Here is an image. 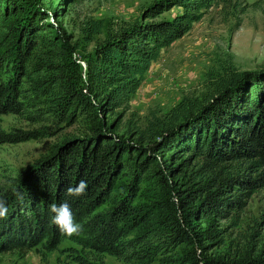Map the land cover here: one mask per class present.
<instances>
[{"label": "trees", "instance_id": "1", "mask_svg": "<svg viewBox=\"0 0 264 264\" xmlns=\"http://www.w3.org/2000/svg\"><path fill=\"white\" fill-rule=\"evenodd\" d=\"M211 2L152 0L140 19L106 29L97 40L103 20L89 18L82 36L94 43L79 57L81 64L71 57L75 45L42 27L36 10L22 19L26 0H0V37H9L2 27L17 19L16 53L28 80L21 94L18 84L0 79V113L83 126L0 189L8 206L7 219L0 221V251L43 239L45 248H54L68 236L52 223L49 205L67 202L83 225L68 238L97 253L136 264H264L260 253H207L223 241L216 220L236 225L247 197L264 186V67L238 70L225 53L206 70L198 97L183 96L142 128L133 123L126 136L112 135L159 50ZM172 5L180 11L153 19ZM41 132L0 129V143L47 133ZM81 179L86 194L67 195Z\"/></svg>", "mask_w": 264, "mask_h": 264}, {"label": "rangeland", "instance_id": "2", "mask_svg": "<svg viewBox=\"0 0 264 264\" xmlns=\"http://www.w3.org/2000/svg\"><path fill=\"white\" fill-rule=\"evenodd\" d=\"M150 1L26 0L22 19L27 20L28 10H36L44 23L42 27H46L50 34H57L70 46L75 45L71 57L82 64L79 57L94 43L82 36L87 19L103 20V30L94 36L95 40L101 39L104 30H116L140 19L141 9ZM179 11L180 6L172 5L153 19L170 18ZM15 20L18 22L12 20L10 27H2L10 34L9 37H0V79L18 84L22 94L28 80L22 75L23 63L16 53ZM225 53L230 55L238 70L264 67V0H213L181 36L159 50L157 58L149 64L129 97L128 108L112 135L126 136L133 123L142 128L153 116L162 117L183 96L198 97L204 91L206 70L215 67ZM0 129L47 132L34 138L0 143V189L5 190L13 185L24 168L46 155L62 138L78 135L83 126L80 122L57 126L48 118L30 120L24 114L6 112L0 113ZM162 155L166 157L167 152ZM216 223L223 229V241L207 253L214 251L229 255L234 251H247L251 256L259 253L264 256V186L247 197L236 225H230L227 218L217 219ZM45 241L43 239L28 248L0 251V264H136L81 247L68 237H62L51 249L45 248ZM76 255L81 256L83 262L76 260Z\"/></svg>", "mask_w": 264, "mask_h": 264}, {"label": "clouds", "instance_id": "3", "mask_svg": "<svg viewBox=\"0 0 264 264\" xmlns=\"http://www.w3.org/2000/svg\"><path fill=\"white\" fill-rule=\"evenodd\" d=\"M88 185L87 182L81 179L74 187L69 186L66 193L72 197H80L86 194ZM14 195L18 200H23V194L20 191H15ZM49 211L52 213V223L56 225L59 231L68 236L79 235L83 230V225L78 223L73 215L72 209L67 202L52 203L49 205ZM8 206L7 200L0 197V221L7 219Z\"/></svg>", "mask_w": 264, "mask_h": 264}]
</instances>
